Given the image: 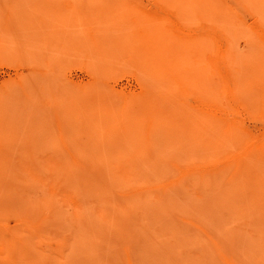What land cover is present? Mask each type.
<instances>
[{
	"label": "rangeland",
	"instance_id": "374dc122",
	"mask_svg": "<svg viewBox=\"0 0 264 264\" xmlns=\"http://www.w3.org/2000/svg\"><path fill=\"white\" fill-rule=\"evenodd\" d=\"M204 1L0 0V165L15 172L1 165L14 187L0 186V224L37 223L17 234L23 255L1 237L0 264H264L261 89L233 97L210 58L225 41L189 39ZM261 1L208 3L242 5L227 13L242 68L264 56L243 7Z\"/></svg>",
	"mask_w": 264,
	"mask_h": 264
},
{
	"label": "bare ground",
	"instance_id": "6f19581e",
	"mask_svg": "<svg viewBox=\"0 0 264 264\" xmlns=\"http://www.w3.org/2000/svg\"><path fill=\"white\" fill-rule=\"evenodd\" d=\"M191 1H194V0H191ZM205 4L204 5V8L203 10L201 11V16H200V20L198 21V32L197 33H193V35H191L189 37L190 40H200V41H206V42H209L211 44H214L215 41L217 39H223L225 41V46L223 48V50H221V54L218 56V61L216 58H213V57H210L212 60H213V67H215L217 69V71L221 72L223 74V77L226 76V79L224 80L225 81V85H229V84H232V88L235 90V91H232V92H235V94L233 95V97H237L239 96L240 94H244L246 92V90H251L252 87H257V88H260L261 89V93L259 95V99H260V103L262 104V106H264V56H261L255 63H251L247 68H242L241 65L239 64V62L237 61L236 59V56H235V51H234V41L233 39L236 38V32L233 30L232 28V19L229 18V14L231 15H238V12L236 11L238 8H242V5L238 6L235 8V10H226L225 8H228L231 9L229 7V4L228 5H221L219 4V7L218 8H215V9H211V6L208 4L209 3V0H205L204 1ZM256 7H252L250 8L248 5H245L243 6L244 8H248L250 10V12L254 15V17L256 18L257 22L255 25H253L251 27V29L249 30V32L246 34L247 36V39L248 41L250 40L251 42H255V43H258L262 46H264V0H262L261 2H257L255 4ZM184 13L185 15H188V19H190L191 17V14H193L192 12V8L191 6H189L188 9H184ZM161 15V14H160ZM159 15V16H160ZM163 16V15H162ZM187 19V20H188ZM143 39H146V36L143 37ZM220 57H221V62L220 61ZM201 78L198 76V78L196 77V81L200 83ZM198 87H201L198 85ZM193 88L189 89V90H192ZM189 92H192V91H189ZM231 92V93H232ZM252 93V91H251ZM22 106V105H21ZM84 123V121H83ZM259 147H264V144H261L259 145ZM150 156V155H149ZM113 156H111V158H109L110 160H112ZM151 157V156H150ZM65 158V157H64ZM63 158V160H64ZM67 158V157H66ZM65 158V159H66ZM130 158V156H129ZM153 158V156L151 157ZM61 159V158H60ZM58 159H53L51 160V164L54 166V167H57V166H60L62 165V161H58ZM57 161V162H56ZM72 161V162H71ZM80 161V160H65L66 163H68L67 165H64L65 169L64 171L67 172V170L70 169V172H71V168H69L71 165L70 163H75L77 164V162ZM48 162V161H47ZM4 163V162H3ZM2 163V164H3ZM9 165L8 167L9 170L11 169V167L13 166L12 163L10 164V162H8ZM48 163V165L50 164ZM1 164V165H2ZM6 164V165H5ZM32 164V163H31ZM0 165V186L4 187L5 189H9L7 188V185H10V187H14V185L12 183H6L5 181V178L6 176L8 175L7 170L6 172L3 170V166ZM11 165V166H10ZM33 165V164H32ZM35 165V164H34ZM41 165V164H40ZM118 165V164H117ZM6 166V167H5ZM45 166V165H44ZM78 166V165H77ZM73 168L76 169V167ZM7 167V162L4 163V168H8ZM14 167H16V169H18L19 171H21V173L23 172L25 175L23 176H26L28 175L29 177H33L37 182H39L40 184H48L47 183V179L44 178V173L43 175L41 176V174L37 173L36 170H34L31 166L28 165L27 161H21V162H18L17 164L14 165ZM50 167V166H49ZM48 167V169H49ZM68 167V168H66ZM72 167V166H71ZM84 167V166H83ZM89 167V168H88ZM13 168V167H12ZM38 168V166H37ZM62 167H60V170H61ZM85 168V167H84ZM83 168V169H84ZM92 167L87 165L86 169H91ZM47 169V168H46ZM63 169V168H62ZM84 169L83 172L80 173V171H78L77 174L79 175H82L81 178H83V173H87L85 175L88 176V173H89V170H86ZM38 170V169H37ZM50 170V169H49ZM54 170V169H53ZM59 170V167H58V171ZM82 170V168L80 169ZM75 171V170H74ZM74 171H73V174H74ZM88 171V172H87ZM13 172V170L11 171L10 170V173ZM122 172V175H123V171ZM15 173V172H13ZM18 172H16L17 174ZM19 173V174H21ZM68 173V172H67ZM59 174V173H58ZM60 174H63V173H60ZM70 174V173H69ZM2 175V176H1ZM13 175V174H12ZM84 175V176H85ZM126 175L127 172H126ZM77 176V175H76ZM87 176H85L84 178L87 179ZM15 177V176H14ZM17 177H20L22 179V175H17ZM45 177H47L45 175ZM65 177V175H63V178ZM74 177V176H73ZM79 177V176H78ZM68 178V177H67ZM80 178V177H79ZM114 178V177H113ZM18 180V179H17ZM20 180V179H19ZM50 180V179H49ZM52 180V179H51ZM81 180V179H79ZM77 179V181H79ZM114 180V179H113ZM46 181V182H44ZM76 181V182H77ZM57 182L59 183L60 181L57 180ZM74 182V181H73ZM15 183V182H14ZM54 183V182H53ZM24 184V183H23ZM62 184V183H61ZM25 185V184H24ZM52 184H48V189H49V193L50 194H57V189L55 186H51ZM89 185V184H88ZM16 186V185H15ZM23 186V185H22ZM22 188V187H21ZM109 188V187H108ZM145 190H148V187H145L144 188ZM27 190V189H25ZM110 190V189H109ZM58 191H61V190H58ZM62 191H63V188H62ZM66 191V190H65ZM11 192V191H10ZM60 193V192H58ZM119 193V192H117ZM61 194V195H60ZM59 195L61 197L62 200H70V201H73L75 207H77L78 205L76 204V199L75 197H73L69 192H61ZM121 195V194H120ZM26 196V194H25ZM28 198V197H27ZM31 201V200H30ZM166 203V202H165ZM168 204V203H167ZM125 205V204H123ZM127 206L131 207L133 205H126V208ZM170 206H172L170 204ZM169 206V207H170ZM74 207V206H73ZM120 207H122L120 205ZM125 207V206H124ZM135 207V205H134ZM159 207V206H158ZM163 207V206H162ZM109 208V207H107ZM168 206L164 209L168 210L169 212H172L170 211L169 209L172 208H168ZM75 209V208H74ZM124 209V208H123ZM160 210V209H158ZM174 210V209H172ZM96 212L98 213V215L100 216V220L101 221H107L108 218H107V212L108 210H106V207L105 206H97L96 208ZM113 212V211H112ZM110 213V212H109ZM157 213V212H156ZM161 213V212H160ZM23 214V213H22ZM72 214H74L75 217L79 218V219H83V216L81 213H79V211H74V213L72 212ZM153 214V213H152ZM164 214V213H163ZM170 214V213H169ZM173 214V213H172ZM3 215V214H2ZM5 215V214H4ZM56 215V214H55ZM54 215V216H55ZM111 216V213L109 214ZM154 215V214H153ZM162 215V214H161ZM9 216V215H8ZM13 216V215H12ZM25 216H27V213L25 214ZM23 216L21 218H18L17 220L18 221H14L12 223H7L6 221V224H0V240H3L1 239V237H5L7 236L8 239H9V242L8 244L9 245H12L13 244V241L14 239H16L17 241H19V244H20V250H21V255H23V249L24 247L27 245L26 242L22 241V238H18L17 237V234L21 231V230H28V231H31L32 230H35L37 228H35V224L37 225V223L33 220H28L26 219V217ZM117 216V214L115 215V217ZM120 216H122L120 214ZM119 216V213H118V218L120 217ZM7 217V216H6ZM15 217V216H14ZM29 217V216H28ZM124 217V216H123ZM154 217V216H153ZM117 219V221H119ZM122 218V217H120ZM119 218V219H120ZM56 219V218H55ZM121 220V219H120ZM87 222V221H86ZM85 221H84V224L85 227L88 229V230H91L92 229V225L90 226L89 224H87ZM124 222V221H123ZM127 222V221H126ZM150 222V221H149ZM89 223V222H88ZM108 223V222H106ZM110 223V221H109ZM112 224V223H111ZM25 225V226H24ZM22 226V227H21ZM59 226V225H58ZM146 226V225H145ZM2 227V229H1ZM26 227V229H25ZM104 227V226H103ZM96 228V227H94ZM95 230V229H94ZM92 232V230L90 232H92V236H97L99 234L98 230L94 232ZM103 230V228H102ZM87 231V230H86ZM43 232V231H42ZM98 232V234H97ZM22 233V232H21ZM41 234V233H40ZM40 234L39 233H36V237H40ZM100 235V234H99ZM5 243V241H4ZM85 244V243H84ZM3 245V244H2ZM8 245V248H10ZM16 245V244H15ZM14 245V246H15ZM12 248V246H11ZM16 248V247H15ZM3 249V248H2ZM9 250V249H8ZM12 250V249H11ZM14 250V249H13ZM4 252V250H3ZM3 252H2V255H3ZM7 252V251H6ZM8 253V252H7ZM6 254V253H4ZM58 255L60 256V258L62 259L63 256H64V251L61 250L58 252ZM6 257V256H5ZM3 259V257H1ZM7 258V257H6ZM4 258V259H6ZM12 258V256H11ZM3 259V261H4ZM10 259H8L9 261ZM7 261V260H6ZM7 261V262H8ZM2 262V261H1ZM3 264V263H2Z\"/></svg>",
	"mask_w": 264,
	"mask_h": 264
}]
</instances>
